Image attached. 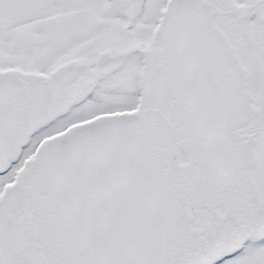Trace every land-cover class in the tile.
<instances>
[{"label":"snow or ice","instance_id":"snow-or-ice-1","mask_svg":"<svg viewBox=\"0 0 264 264\" xmlns=\"http://www.w3.org/2000/svg\"><path fill=\"white\" fill-rule=\"evenodd\" d=\"M0 264H264V0H0Z\"/></svg>","mask_w":264,"mask_h":264}]
</instances>
